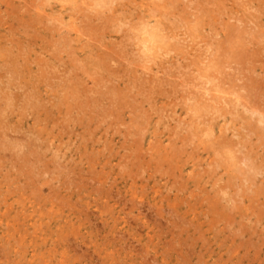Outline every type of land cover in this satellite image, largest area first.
<instances>
[{
	"label": "rangeland",
	"instance_id": "374dc122",
	"mask_svg": "<svg viewBox=\"0 0 264 264\" xmlns=\"http://www.w3.org/2000/svg\"><path fill=\"white\" fill-rule=\"evenodd\" d=\"M0 264H264V0H0Z\"/></svg>",
	"mask_w": 264,
	"mask_h": 264
}]
</instances>
